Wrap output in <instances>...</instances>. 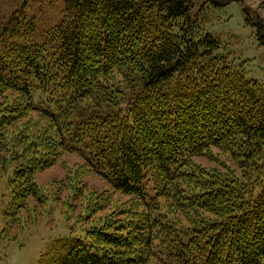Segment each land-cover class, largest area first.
I'll use <instances>...</instances> for the list:
<instances>
[{
  "label": "trees",
  "instance_id": "obj_1",
  "mask_svg": "<svg viewBox=\"0 0 264 264\" xmlns=\"http://www.w3.org/2000/svg\"><path fill=\"white\" fill-rule=\"evenodd\" d=\"M58 4L57 19L40 28ZM193 4L22 0L0 10V94L11 91L21 104L0 109V141L23 114L37 117L26 131L44 150L78 154L149 212L139 235L61 237L39 264H139L146 257H133L135 240L163 264H264V87L219 54ZM243 10L264 45V22ZM214 151L243 175L197 161ZM38 169L17 172L23 190L14 203L41 201ZM246 169L257 175L246 179ZM162 201L168 218L154 213Z\"/></svg>",
  "mask_w": 264,
  "mask_h": 264
},
{
  "label": "rangeland",
  "instance_id": "obj_2",
  "mask_svg": "<svg viewBox=\"0 0 264 264\" xmlns=\"http://www.w3.org/2000/svg\"><path fill=\"white\" fill-rule=\"evenodd\" d=\"M21 1L0 0V10L7 11ZM243 5L264 22V0H233L225 6L194 0L192 14L199 18L205 32L219 38V54L228 57L232 65L264 87V45L257 28L247 23ZM60 9L58 4L55 12H44L39 27L45 29L50 19L56 20ZM16 99L17 94L2 91L0 109L21 105ZM24 115L8 126L6 136L0 141V264H39L55 239L87 240L88 234L97 229L119 231L125 237L139 235L138 221L149 213L140 200L113 189L78 154L65 153L50 145L44 150L46 143L36 132L26 131L29 126H35L37 117L31 120ZM25 121L31 123L26 126ZM197 161L222 172L243 175L241 165L236 166L231 156L223 152L214 151L208 159ZM29 164L39 168L33 181L41 201L29 198L14 203V194L23 190L17 172ZM255 175L253 169H246V179ZM166 202L162 201L160 211L154 213H163L165 218L171 216L172 209H163ZM134 242L137 254L133 257H146L140 258L139 264H163L157 256L148 258L144 248Z\"/></svg>",
  "mask_w": 264,
  "mask_h": 264
}]
</instances>
